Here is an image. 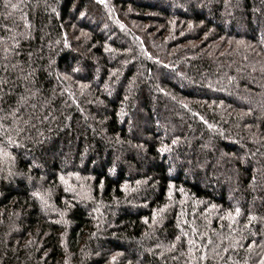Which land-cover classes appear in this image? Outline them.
Listing matches in <instances>:
<instances>
[{"label":"trees","instance_id":"16d2710c","mask_svg":"<svg viewBox=\"0 0 264 264\" xmlns=\"http://www.w3.org/2000/svg\"><path fill=\"white\" fill-rule=\"evenodd\" d=\"M0 264H264V0H0Z\"/></svg>","mask_w":264,"mask_h":264},{"label":"rangeland","instance_id":"374dc122","mask_svg":"<svg viewBox=\"0 0 264 264\" xmlns=\"http://www.w3.org/2000/svg\"><path fill=\"white\" fill-rule=\"evenodd\" d=\"M169 7H171V6H169ZM102 30H103V28H101ZM218 89V88H217ZM218 90H220V91H222V92H224V93H226V94H228L227 92L228 91H226V90H224V89H218ZM232 96H234L236 99H238V100H240V99H242L241 97H239L237 94H235V93H232ZM243 100V99H242ZM83 164V162L80 164V165H82Z\"/></svg>","mask_w":264,"mask_h":264}]
</instances>
